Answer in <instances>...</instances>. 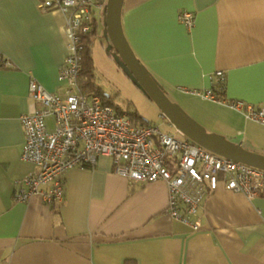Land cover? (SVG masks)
I'll list each match as a JSON object with an SVG mask.
<instances>
[{
	"label": "crops",
	"instance_id": "crops-1",
	"mask_svg": "<svg viewBox=\"0 0 264 264\" xmlns=\"http://www.w3.org/2000/svg\"><path fill=\"white\" fill-rule=\"evenodd\" d=\"M38 1L0 0V264H264V193L248 197L220 183L190 217L193 230L169 215L164 182L129 183L111 157L98 156L63 174L60 203L14 200L16 180L37 168L20 156L19 115L37 107L29 80L63 90L65 13L41 11ZM136 1L123 0L120 16L140 63L161 87L203 102L210 131L264 155V124L189 91L212 88L218 70L226 100L264 107V0ZM90 8L104 37L102 11ZM185 10L192 27L178 19Z\"/></svg>",
	"mask_w": 264,
	"mask_h": 264
},
{
	"label": "built area",
	"instance_id": "built-area-1",
	"mask_svg": "<svg viewBox=\"0 0 264 264\" xmlns=\"http://www.w3.org/2000/svg\"><path fill=\"white\" fill-rule=\"evenodd\" d=\"M91 4L99 11L105 6L99 0H39L37 3L41 11L65 13L63 31L67 53L57 76L63 90L51 92L34 78L29 80L28 94L37 107L19 115L24 131L20 156L37 168L34 173L16 180L14 200L24 203L38 195L45 204L60 203L65 192L63 174L72 167L95 165L98 156L111 157L114 172L129 183L164 182L169 215L189 224L193 230L198 225L190 217L199 211L207 192L216 190L220 183L225 189L248 197L264 193V169L213 153L187 137L178 139L172 133L160 131L156 124H135L111 104L103 103L98 94L80 90L79 39L81 32L88 31L86 22ZM178 19L192 27L193 13L180 11ZM212 85L202 91H189L228 105L247 120L264 124V107L225 99L221 93L225 89L223 72L215 71ZM160 116L166 124L175 127L164 113ZM47 117L53 118L51 129H48ZM175 129L183 135L180 129Z\"/></svg>",
	"mask_w": 264,
	"mask_h": 264
},
{
	"label": "water",
	"instance_id": "water-1",
	"mask_svg": "<svg viewBox=\"0 0 264 264\" xmlns=\"http://www.w3.org/2000/svg\"><path fill=\"white\" fill-rule=\"evenodd\" d=\"M122 3L123 0H106L102 17L103 35L110 41L107 50H113L116 63L125 76L130 78L137 89H141L150 100L154 101L160 112L164 113L171 124L180 129L190 141L226 158L264 169V155L250 152L225 140L217 133L207 132L167 97L125 40L120 16Z\"/></svg>",
	"mask_w": 264,
	"mask_h": 264
},
{
	"label": "rangeland",
	"instance_id": "rangeland-1",
	"mask_svg": "<svg viewBox=\"0 0 264 264\" xmlns=\"http://www.w3.org/2000/svg\"><path fill=\"white\" fill-rule=\"evenodd\" d=\"M97 30L91 47V54L95 66L94 79L99 91L113 96L112 102L116 106H120L124 112L136 110L141 118L143 117L153 125H158L160 131L172 133L176 138L183 139L184 136L178 134L172 125L166 124V120L160 116L161 112L154 101L150 100L141 89H137L130 78L125 76L116 63L113 50H107L110 41L105 40L101 35L100 25H98ZM163 89L167 97L177 104L187 116L200 124L207 132L214 133L210 131L208 126H204L207 125L205 120L209 111L203 102L199 103L195 96L189 97L164 87ZM52 123L53 118L47 117L48 129L52 128Z\"/></svg>",
	"mask_w": 264,
	"mask_h": 264
},
{
	"label": "trees",
	"instance_id": "trees-1",
	"mask_svg": "<svg viewBox=\"0 0 264 264\" xmlns=\"http://www.w3.org/2000/svg\"><path fill=\"white\" fill-rule=\"evenodd\" d=\"M143 0H137L136 2H141ZM88 24V31L86 32H81L80 33V39H79V43H80V49H79V55H80V71H79V75H78V87L80 88V90L82 92H87V93H96L100 96L102 102L104 103H108L111 104L114 108H116V110L123 112L124 114H126L133 123L137 124H143V123H147L148 121L143 119V117L141 118L139 116V114L136 112V110H132V111H126L124 112L122 110V108L120 106H116L114 104V102H112V97L111 95H108L106 93H102V91H99V88L95 82L94 79V60L91 54V47L94 41V38L97 35V28H96V19L92 16L88 17V20L86 22ZM150 74V73H149ZM150 76H153L150 74ZM153 78L155 79V81L157 82V84L160 86V84L158 83V81L156 80L155 76H153ZM217 84L222 85L221 82H217ZM161 89L164 91L163 87H161ZM215 91L217 92V94H220L217 88H215ZM225 91V90H224ZM224 91L221 92L224 94ZM222 96V94H220ZM138 120H140L138 122ZM144 120V122L142 121ZM149 123V122H148ZM125 264H130V262H128L127 260L125 261Z\"/></svg>",
	"mask_w": 264,
	"mask_h": 264
}]
</instances>
